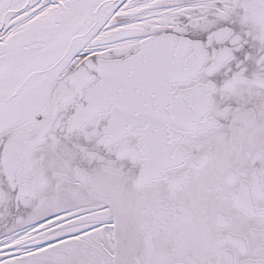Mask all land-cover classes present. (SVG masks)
<instances>
[{
  "label": "snow or ice",
  "instance_id": "1",
  "mask_svg": "<svg viewBox=\"0 0 264 264\" xmlns=\"http://www.w3.org/2000/svg\"><path fill=\"white\" fill-rule=\"evenodd\" d=\"M0 264H264V0H0Z\"/></svg>",
  "mask_w": 264,
  "mask_h": 264
}]
</instances>
